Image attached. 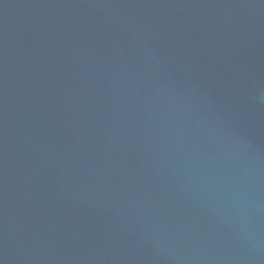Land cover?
<instances>
[{"label":"water","instance_id":"95a60500","mask_svg":"<svg viewBox=\"0 0 264 264\" xmlns=\"http://www.w3.org/2000/svg\"><path fill=\"white\" fill-rule=\"evenodd\" d=\"M0 264H264V0H0Z\"/></svg>","mask_w":264,"mask_h":264}]
</instances>
